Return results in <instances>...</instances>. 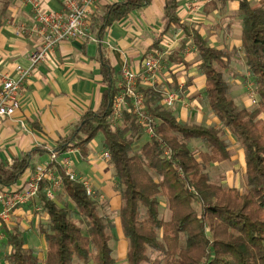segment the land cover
I'll return each mask as SVG.
<instances>
[{"label":"trees","instance_id":"trees-1","mask_svg":"<svg viewBox=\"0 0 264 264\" xmlns=\"http://www.w3.org/2000/svg\"><path fill=\"white\" fill-rule=\"evenodd\" d=\"M150 3L123 0L106 6L102 14L95 12L90 17L88 36L102 42L114 23ZM178 3L164 0L161 32L153 48L160 50L173 28L190 40L204 77L203 97L220 126L180 123L161 105L166 92L161 85L139 88L155 125L152 138L145 136L127 108L112 125L119 79L113 78L108 62L101 58L105 89L98 108L87 109L52 149L58 160L48 166L57 171L61 191L56 199H48L50 183L43 181L35 201L46 217L45 224H39L46 248L43 264H118L110 247L115 225L103 211L104 203L93 202L84 186L71 181L60 165V158L69 150L86 158L89 145L99 134L110 155L120 197L118 217L127 243L126 264H264V0L255 4L239 0L238 8L244 67L254 80L260 103L253 110L237 106L230 97L223 71L229 68L231 54L211 48L184 24L177 15ZM8 5L9 0H0V25ZM183 51L181 44L168 60L189 69ZM171 89L176 91L177 85ZM226 133L242 151V190L214 183L208 173L213 165L230 160ZM192 141L201 142L204 150L195 152ZM47 153L44 147L36 148L13 164L0 163V189L18 186L14 190H21V180L34 169L32 161ZM161 199L167 202V221L160 216ZM3 227L6 251L2 264H41L20 230Z\"/></svg>","mask_w":264,"mask_h":264},{"label":"crops","instance_id":"crops-1","mask_svg":"<svg viewBox=\"0 0 264 264\" xmlns=\"http://www.w3.org/2000/svg\"><path fill=\"white\" fill-rule=\"evenodd\" d=\"M178 1L177 15L182 22L204 38L211 48L219 51L224 50L231 54L229 68L224 72L230 74L232 79L237 78L238 74H241L238 65L244 66V56L241 50V18L238 16L239 0ZM250 1L255 4L260 0ZM42 2L46 10L60 11L62 9V0H42ZM121 2L123 0H95L93 14L95 12L102 14L106 6ZM163 3L164 0H151V3L146 7L137 9L125 19L114 23L105 33L100 44L92 43L87 39H77L59 44L49 60L38 65L25 83L20 96L19 110L11 118L0 119V163L13 164L15 159L22 158L41 147L48 151L45 155L49 160V150L53 149L56 140L66 136L87 109L96 110L98 108L102 92L105 89L100 74L101 58L108 62L114 73L113 78L119 79V71L122 65L126 63L132 70L140 73L138 87L144 86L141 80L142 63L149 52L152 53L156 50L153 48V42L161 32L160 20L163 13ZM32 23L30 7L23 4L21 0H9L6 15L0 25V74L12 75L16 65L28 67V57L38 49L39 41L35 36H30L28 32L19 33L18 28L24 26L28 30ZM167 36L179 38L169 56L179 47L180 41L191 44L179 28H173L165 35L159 47L160 50ZM182 55L184 60L191 64L189 69L182 65H173L168 58L164 62V68L166 67L168 70V75H165L167 73L162 70L158 85H161L163 89L166 87L165 91H173L171 86L176 84V91L181 87L182 94L185 75L189 78L187 85L192 83L191 69H198L199 65L196 50L191 55L188 52L187 54L183 52ZM194 81L195 83L199 82V84H193L189 88L188 95H191V92L196 89L204 88L203 76L199 78V81ZM229 88L231 98L234 101H240L242 105L248 102L249 106L243 107L250 110L251 105L246 94L243 93V96H240L238 93L236 95L231 93V90H237V88L242 89L243 92L244 88L240 83L233 81L232 84H229ZM184 100L186 101L187 98ZM185 104L176 103L173 109H170L180 123L198 124L205 127L220 126L211 111H206L205 106L202 109L198 107L199 104L195 101L190 104L187 101ZM225 136L234 140L228 133ZM197 144L200 145L195 142V145ZM104 152L102 136L99 143L94 142V140L91 142L86 158L77 150L71 151L68 157L75 174L87 179L92 188L103 196L102 203L118 213L121 202L116 188V179L109 162L102 159ZM229 152L230 160H232L230 148ZM64 156L67 154L61 158ZM48 160L46 161L40 156L34 160L36 164L33 167L39 164H47L49 163ZM243 166L245 169L244 164ZM29 173L30 170L21 182L24 183ZM17 187H9L8 189ZM35 201L37 198L27 205L15 209L8 222H0V233H4L3 225L11 229L10 225L13 218H16L15 220L19 223L25 220L30 222L31 218L38 216L36 211H39V207ZM30 204L32 211L27 213V207ZM42 217L46 220L45 214H42ZM117 223L122 236L118 216ZM123 245L119 244V249L120 254L125 255L127 246L126 244Z\"/></svg>","mask_w":264,"mask_h":264},{"label":"built area","instance_id":"built-area-1","mask_svg":"<svg viewBox=\"0 0 264 264\" xmlns=\"http://www.w3.org/2000/svg\"><path fill=\"white\" fill-rule=\"evenodd\" d=\"M95 0H62L60 11H50L44 8L42 0H21L30 7L32 14V26L27 30L24 26L18 28V32H28L30 36H35L39 41V47L28 57V67L16 65L13 74H0V119L11 118L20 108V96L25 83L29 80L36 67L45 63L54 54L56 48L62 42H71L77 39H88L90 42L100 44L98 40L88 36L89 19L92 16L93 4ZM210 2L213 0H204ZM165 38V43L161 50H154L143 60L142 83L146 87H155L159 83V75L163 69L165 60L171 54L174 44L179 40L177 36L170 39ZM249 75V74H248ZM140 73L135 72L126 63L119 71L118 88L120 93L115 99L110 122L116 125L120 120L123 110L130 109L137 124L142 128L148 138L154 136V122L146 111L145 96L139 91ZM182 88L178 91H166L161 100V105L166 109H172L176 103L181 101ZM246 97L253 108L259 106L257 87L250 83L246 89ZM73 150H69L67 156L60 160V165L64 174L71 180L84 186L87 196L96 203H102L103 196L97 193L89 181L78 177L72 170V165L68 155ZM169 155L170 151L165 150ZM102 159L109 162L110 155L105 151ZM58 160L53 150H49V163ZM43 181H48L50 187L46 191V196L54 200L55 192L61 189L62 183L54 168L47 164H39L34 167L24 181L21 190L5 188L0 191V222L9 221L12 212L32 202L38 197L40 185ZM3 234L0 233V244Z\"/></svg>","mask_w":264,"mask_h":264},{"label":"rangeland","instance_id":"rangeland-1","mask_svg":"<svg viewBox=\"0 0 264 264\" xmlns=\"http://www.w3.org/2000/svg\"><path fill=\"white\" fill-rule=\"evenodd\" d=\"M170 39H177V38L171 37ZM180 43L184 44V51L183 52H185V54H187V52L190 53V55L194 53L195 49L193 48V46L189 42L180 41ZM149 53H148V55H149ZM192 61H194V60H192ZM164 65H163L162 70L164 71V73H167L168 70H166V67L164 68ZM240 65H238V67H239L238 70L240 71L241 74H238V77L236 76L237 78L232 79L230 74H228L227 72H224V71H223V73H224L225 79L227 80V82L229 84H232L233 81H237L244 88L243 92H242V89L237 88V90H235V89L231 90V93H233L235 95H236V93H238L240 96H243V93H244V95L246 94V89H247L248 85L250 83H253V84H255V83H254V80L251 78V76L246 74L247 72H246L244 66L243 65L240 66ZM190 74H192V83L190 82V84L187 85L189 78L186 77V75H185L184 91L180 95V97L182 99L179 103L182 105H186L185 103H187V101L189 104L193 103V101H195L199 104L198 107H201L203 109L205 106L206 111H209L210 109L206 105V101L203 97V88H201V90L196 89L193 92H191V95H188V93L190 92L189 88L193 84H195V85L199 84V82L195 83V81L193 82V80L199 81V78L202 76L199 69H197V68L196 69L194 68V70L191 69ZM165 75H168V73ZM159 76H161V75H159ZM164 79H166V78H164ZM166 86L168 87V85H166ZM197 88H198V86H197ZM164 89L166 90L167 88L164 87ZM186 98H187V100L185 101L184 99H186ZM184 101H185V103H184ZM235 103L237 106H239L241 108H244L243 106H246V107L249 106L248 102H246L245 105L244 104L242 105V103L240 101L239 102L236 101ZM253 109H254L253 107H250V110H253ZM225 139L229 144V148H230L231 155H232V160L226 161L222 165H218L216 167H211L208 170V173L210 175L212 182L226 186V187H234V188H238V189L242 190L244 188V166H243L244 162H243V158H242V153H241V150H240L238 144L234 140H232V139L230 140L226 136H225ZM100 140H102V134L97 135V137L94 139V142L99 143ZM195 142H197V141H194L193 143H191V147L193 148V150L195 152H199V151L204 150L201 146L202 145L201 142H197L200 145H198V144L195 145ZM42 158L46 161L48 160V157L46 155H43ZM32 164L34 165V164H36V162L33 160ZM60 191H61V189L56 190V192H55L56 197L58 196ZM56 197H54V199H56ZM62 201L63 202L65 201L66 203H68L70 205V207H72L69 200H65L63 198ZM27 208H28L27 213H31V211H32L31 204ZM103 211L105 213H107V215L110 217L112 222L115 224V229L112 231L113 240L110 242V247L113 250V255L116 258L118 264H126V260H125L126 253H125V255L120 254V249H119L120 248L119 244L120 245L122 244V246H124L123 244H126V246H127V243H126V241H124L125 239L123 240V237L121 236V233L119 232V226L117 223L118 213H116L114 209L111 210L109 207L105 206V204L103 206ZM36 213H38V216H34L33 218H31L30 222H27L25 220L24 222L18 223L17 220H15L16 218H13L10 226H11V229L17 228L18 230H20L22 232L26 246L34 250L35 254L40 259L41 264H43V261L45 258L46 248H45L44 240H43V238L39 232V224H41V223L45 224V220L43 219V217L41 218L42 212H41L40 208H39L38 212L36 211ZM160 216L162 219H164L166 221L169 219V212L167 209V202L165 199H161ZM3 237H4V235H3ZM122 241H124L125 243L124 242L122 243ZM4 242H5V238L3 241H1V245H0V264H2L1 257L3 255V253L6 251V248L4 247ZM126 250H127V248H126ZM121 255H123V256H121Z\"/></svg>","mask_w":264,"mask_h":264}]
</instances>
